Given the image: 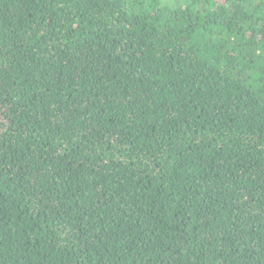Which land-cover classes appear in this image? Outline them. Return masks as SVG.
I'll return each mask as SVG.
<instances>
[{
    "label": "trees",
    "instance_id": "trees-1",
    "mask_svg": "<svg viewBox=\"0 0 264 264\" xmlns=\"http://www.w3.org/2000/svg\"><path fill=\"white\" fill-rule=\"evenodd\" d=\"M0 264H264V0H0Z\"/></svg>",
    "mask_w": 264,
    "mask_h": 264
}]
</instances>
